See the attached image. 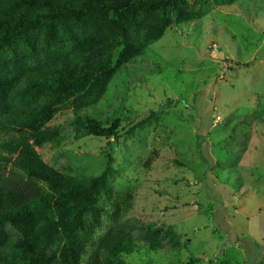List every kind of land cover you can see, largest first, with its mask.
Returning a JSON list of instances; mask_svg holds the SVG:
<instances>
[{
  "label": "rangeland",
  "instance_id": "374dc122",
  "mask_svg": "<svg viewBox=\"0 0 264 264\" xmlns=\"http://www.w3.org/2000/svg\"><path fill=\"white\" fill-rule=\"evenodd\" d=\"M215 1L203 0L197 23L170 26L84 111L119 118L116 138L86 136L64 109L36 147L71 175L97 176L111 156L110 186L130 196L113 226L138 242L127 264H264V0ZM169 227L175 246L160 232L161 249L144 248V231Z\"/></svg>",
  "mask_w": 264,
  "mask_h": 264
},
{
  "label": "trees",
  "instance_id": "16d2710c",
  "mask_svg": "<svg viewBox=\"0 0 264 264\" xmlns=\"http://www.w3.org/2000/svg\"><path fill=\"white\" fill-rule=\"evenodd\" d=\"M208 11L203 0H0V135L16 133L0 138V264H127L122 258L137 252L136 238L113 226L130 196L110 186L111 156L97 176L71 175L36 147L64 109L86 136L116 138L119 118L84 111L170 26ZM160 232L175 246L170 227L146 230V250L161 249Z\"/></svg>",
  "mask_w": 264,
  "mask_h": 264
},
{
  "label": "water",
  "instance_id": "95a60500",
  "mask_svg": "<svg viewBox=\"0 0 264 264\" xmlns=\"http://www.w3.org/2000/svg\"><path fill=\"white\" fill-rule=\"evenodd\" d=\"M223 57H224L223 53H220V54L217 56L218 59H223Z\"/></svg>",
  "mask_w": 264,
  "mask_h": 264
}]
</instances>
